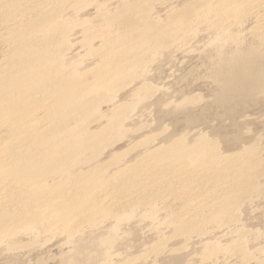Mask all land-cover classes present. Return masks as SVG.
Returning a JSON list of instances; mask_svg holds the SVG:
<instances>
[{
	"label": "bare ground",
	"instance_id": "obj_1",
	"mask_svg": "<svg viewBox=\"0 0 264 264\" xmlns=\"http://www.w3.org/2000/svg\"><path fill=\"white\" fill-rule=\"evenodd\" d=\"M172 2L0 0V247L16 246L20 232L62 237L71 263L111 264L124 254L126 228L181 202L178 259L196 240L205 264H264V232L247 219L264 204V137L232 153L234 140L191 122L179 134L150 123L147 82L158 56L206 29L220 33L212 43L221 97L259 92L264 56L227 46L247 20L264 45V0ZM166 245L144 256L158 259Z\"/></svg>",
	"mask_w": 264,
	"mask_h": 264
},
{
	"label": "rangeland",
	"instance_id": "obj_2",
	"mask_svg": "<svg viewBox=\"0 0 264 264\" xmlns=\"http://www.w3.org/2000/svg\"><path fill=\"white\" fill-rule=\"evenodd\" d=\"M174 1L176 2L172 3L179 5L183 0ZM161 7L162 6L159 7L160 10L158 9V14L163 17L166 15V13H164L165 7ZM247 21L239 27H233L231 30V32H235L233 34L237 36V39L233 41L230 46H227L228 52L234 50L235 47L242 46V49L257 50L258 53L264 56V45L262 46L259 43V39L255 35L254 29H252L254 28L255 22L253 20ZM205 30L201 29L200 34H197L198 36L196 35V38L189 40L187 47L179 48V50L176 49L177 51L171 52L173 54L163 53L158 56L153 65L154 67H152V71H150L151 73H149L147 77V82L150 84V87L153 88V94L156 95L154 96L151 93L153 97H151L152 100H150L153 106L149 109L148 121L150 123L155 122L156 124L161 123L169 127L170 131L175 129L177 134L181 133L183 131L182 129L188 127L187 124L191 122L193 123H190L192 130H197V132H203L209 135H224L228 139L234 140V143L236 142L235 148L233 145L231 147V152H240L239 150L246 146L249 147V145H253L254 141L257 142L255 138L264 137V87L257 93H251V97L248 95L249 98L245 96L246 99H244V96H240L238 99L235 98V100L231 101L229 99H223L221 97L222 87L220 84L222 83L220 79L223 81V77L221 78L218 75L220 60L217 50L213 47L212 43L215 38H220V33L211 31L212 34L209 33L208 35V33H205ZM222 36L224 35L221 34V39H223ZM78 39L80 41L81 37L79 36ZM238 42L239 44H237ZM263 60L264 59H262L260 63L264 64ZM133 85L134 88L136 87V83L132 84L130 89L127 88L122 94L129 93ZM234 149L238 150L236 151ZM180 203L176 202L172 205H168L166 208L160 205L155 215L153 214L155 217L152 218V215V217L149 216L150 219H154V222L152 219H149L145 221L146 225L145 223L139 222V224H142L139 225V227L137 226L138 223H135L130 225V228H126L129 234L132 235L128 234V236L126 234L128 232H125V230L123 232L125 235L123 234V236H126L125 238L127 241L123 239L124 243L122 241L118 246L119 249L124 248V251H120L126 256L124 254L122 257L116 256L114 259V261H116H113L111 264H126L130 261V258L134 261V259L136 260L139 256L142 257L141 259L140 257L137 259L140 264H205L200 261V253L198 251L200 247L196 240L194 241L195 244L193 243L190 247L191 249H187L188 251L184 253V255H186L183 256L182 259L177 258V254L181 252L185 245L181 240L177 241L172 239L174 230L182 219L181 217L184 216L185 205ZM260 206L262 208L259 207V211L257 209L254 212L255 214L252 213L251 218L246 217L257 227V230L260 229V232L261 230L264 232V204ZM156 217L158 218L157 222L155 221L157 219ZM150 221L154 224L152 226L156 227L157 225L156 228H158L159 225L160 228L157 230L152 227L151 223H149ZM249 221L247 220L246 222L250 225L248 228L257 231L255 227H252L253 225L250 224ZM133 226L135 227L133 228ZM101 230L103 231L104 229L98 228V231L97 229H92L88 230V233L92 232L98 235L101 233ZM24 233L25 232L18 233L19 235L15 243L17 240L20 243L17 242L18 244H16V246L5 247L3 245L0 247V264H73L70 262V259H68L69 247L65 241L62 240V237L52 239L42 235L38 240H35L33 237ZM218 235H216V237L219 243H228L226 241L227 237ZM162 238L165 239L167 244L166 254L158 258L159 260L154 257L146 259L145 256L148 258L150 254L152 255L156 245L160 243V239ZM128 246L131 247L130 250ZM125 248H127L129 252ZM127 252L131 255L129 256ZM149 252L151 253L149 254ZM220 261L219 264H242L238 257H228V259L225 258ZM135 262L136 261H134V264H139Z\"/></svg>",
	"mask_w": 264,
	"mask_h": 264
}]
</instances>
